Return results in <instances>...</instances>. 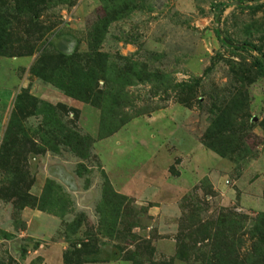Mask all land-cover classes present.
I'll return each instance as SVG.
<instances>
[{
  "label": "rangeland",
  "instance_id": "obj_1",
  "mask_svg": "<svg viewBox=\"0 0 264 264\" xmlns=\"http://www.w3.org/2000/svg\"><path fill=\"white\" fill-rule=\"evenodd\" d=\"M2 3L0 264H264V0Z\"/></svg>",
  "mask_w": 264,
  "mask_h": 264
},
{
  "label": "crops",
  "instance_id": "obj_2",
  "mask_svg": "<svg viewBox=\"0 0 264 264\" xmlns=\"http://www.w3.org/2000/svg\"><path fill=\"white\" fill-rule=\"evenodd\" d=\"M148 201H151L150 198L147 199ZM38 218V217H37ZM110 264H122L121 262H113V263H110Z\"/></svg>",
  "mask_w": 264,
  "mask_h": 264
},
{
  "label": "trees",
  "instance_id": "obj_3",
  "mask_svg": "<svg viewBox=\"0 0 264 264\" xmlns=\"http://www.w3.org/2000/svg\"><path fill=\"white\" fill-rule=\"evenodd\" d=\"M2 1H3V0H0V4H3ZM12 1L16 2L17 0H12Z\"/></svg>",
  "mask_w": 264,
  "mask_h": 264
}]
</instances>
